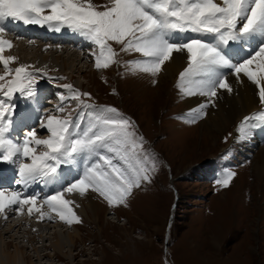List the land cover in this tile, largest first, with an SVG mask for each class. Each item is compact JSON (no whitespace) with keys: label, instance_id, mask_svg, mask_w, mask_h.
<instances>
[{"label":"snow or ice","instance_id":"snow-or-ice-1","mask_svg":"<svg viewBox=\"0 0 264 264\" xmlns=\"http://www.w3.org/2000/svg\"><path fill=\"white\" fill-rule=\"evenodd\" d=\"M8 19L80 33L96 46L92 55L97 69L118 62L113 42L122 52L140 54L125 62L128 71L152 77L163 71L174 53L186 54L187 66L179 73L177 86L184 96L206 98L180 117L186 123L206 116L219 90L232 93L229 75L241 83L245 77L264 105V0H107L103 5L94 0H0V65L5 69L0 74V162L19 161L16 183L25 188L56 177L63 164L77 158L83 163L82 174L39 203L35 194L0 188V214L13 207L22 214L27 206V214L36 213L40 220L80 223L67 193L91 191L110 206H127L133 190L151 181L157 163L130 117L113 106L89 104L82 97L90 98V93H81L70 84L63 87L71 95H61L62 103L55 109L64 115L48 114L40 120L41 129L48 133L45 138H38L35 128L10 138L15 105L9 101L16 93L33 95L34 72L41 70H30L33 66L23 63L11 67L19 58L4 55L14 46L4 35L2 23ZM188 33L196 35H175ZM233 43L237 45L234 52L225 47ZM239 53L244 55L236 59ZM69 99L76 100L78 107L95 110L86 126L63 106ZM262 124L264 109L245 115L237 131L244 138L251 128ZM235 176L225 169L216 184L227 188Z\"/></svg>","mask_w":264,"mask_h":264},{"label":"rangeland","instance_id":"rangeland-1","mask_svg":"<svg viewBox=\"0 0 264 264\" xmlns=\"http://www.w3.org/2000/svg\"><path fill=\"white\" fill-rule=\"evenodd\" d=\"M106 2L94 0L97 5ZM36 45L27 46L31 51L29 58L39 50ZM113 47L118 53V62L107 69L93 68L85 59L76 61L79 67L75 72L67 69V65L52 63L50 67L43 61L40 65L44 68L40 69L69 81L67 75L74 86H81V93H90V98L82 99L116 107L134 121L136 132L144 138L145 149L157 161L151 181L133 190L127 206H110L94 192L100 221L89 224L85 217L78 215L81 222L73 224L77 225L80 236L73 247L72 263L64 256H54L56 252L50 246V239L34 244L43 258L37 260L29 244V237L38 230L33 225L23 226L29 231V237L17 243L12 241L17 231L6 233L5 228L26 214L17 213L13 220H4L1 224L0 231L9 244L7 250L14 252L16 245L28 246L27 256L36 264H264V174L256 175L253 165L254 156L264 143L250 150L247 136L241 138L237 131L239 123L224 134H216L213 140L208 139L202 132V119L186 123L180 118L189 111L183 107L184 95L178 86L164 82L162 87L159 75L152 77L128 71L125 62L139 57L134 52L120 51L121 46L114 42ZM42 49V54L52 52ZM55 50V55L61 53ZM32 60L38 59L33 56ZM36 64L27 63L37 69ZM17 66L11 64L12 68ZM4 71L0 66V74ZM38 73L34 72L37 79L45 78ZM154 79L156 83L152 82ZM14 101L11 104L15 106L23 103ZM85 114L91 117L92 109H86ZM58 115L62 114L58 112ZM88 121H84L85 126ZM234 133L239 139L232 138ZM42 135L48 134L38 129V138L42 139ZM235 156L238 160L232 165L230 159ZM225 169L236 173L227 188H221L207 177L213 172L219 176ZM80 200H85V196ZM116 217L119 219L114 222ZM54 220L46 222L49 234L56 231L58 222ZM59 224L65 231L73 226L63 221ZM167 234L170 241L165 245ZM46 252L48 256L43 255Z\"/></svg>","mask_w":264,"mask_h":264},{"label":"bare ground","instance_id":"bare-ground-1","mask_svg":"<svg viewBox=\"0 0 264 264\" xmlns=\"http://www.w3.org/2000/svg\"><path fill=\"white\" fill-rule=\"evenodd\" d=\"M177 38L179 37L177 36ZM12 39L13 40L10 39L8 40L12 41L14 46L11 49H6L4 55H7V53L9 52L11 53L10 55L18 57L19 58L18 61L13 63V65L16 66L21 63L27 64L28 62H35L37 63L36 67H39L40 69V68H44L40 64H44L43 62H45V64L49 63L50 67L52 63L63 66L67 65V69L69 68L72 70V72H75L79 67V64L76 63V61L80 60L81 62V59H85L83 50L77 51L74 48H70L69 45H63L62 43H54L53 46H47L49 47L47 48L46 44L50 43L51 41H46L45 45L43 41L42 42L40 41V43L42 44L36 45L37 47H40L39 50L36 47L38 51L34 53L33 51L34 49H32L33 47L31 48L34 53V55L33 54L32 55L34 57L36 56L38 59V60H32L33 56L29 58L31 55V51L27 47V46H31L32 44L28 43L27 41L25 45H23V43H20L21 41H18L17 43L15 41L16 40L15 38ZM42 47L45 48V50L49 49L52 52L42 54L41 53V51H43ZM54 50L57 52L60 51L61 53L55 55ZM137 55L140 54L137 53ZM61 56L63 57L62 59L64 60H61ZM38 57H40L41 60H39ZM41 61L43 62L40 63ZM186 66H187L186 54L174 53L172 60L166 62L163 71L159 74L158 79L162 87H165V85L162 84L164 82L165 84L171 82L172 85H174L173 87L177 86V82L179 80V73L183 71V69ZM241 80L243 81L242 83L238 82L234 75H229V82L232 84L233 87L232 93H228L225 90H219L218 96L215 98L214 106L210 105L206 109L207 115L202 118L200 125H202V129H203L202 132L205 133L206 136H208V139L213 140L216 134L219 133L222 134L223 132L229 131L233 126H236L245 115H249L252 112L264 108V106L261 105L259 102V98L258 95L256 94L255 87L249 81H247L245 77L242 76ZM157 88H159V86ZM182 98H184V103L182 104L185 111H190L192 108L197 107L200 103L204 102L206 99L205 97H201V96H191V97L184 96ZM24 121H26V118L24 119ZM38 129L41 130V126L40 128H37L36 131H38ZM45 133L48 134L46 131ZM15 135L18 137V132H15L13 134L9 133L10 138L14 139ZM44 135H42L43 138L46 137ZM235 135L236 134L234 133L232 138L239 139V137ZM257 136L260 139V141L263 142L264 124H262L258 129L255 127L250 129L246 140L249 142L248 146H250V150H256L254 148L255 146H258ZM76 161L81 162V167L79 169H75L74 167H71L72 177L67 176L65 178V182L62 187H66L67 183L69 181H72L74 178H76L80 174V170L81 171L83 170V163L80 160V158H77ZM253 162H254L253 165H254L255 174L258 176L264 174V145L259 147L257 154H255L254 156ZM13 163L15 165H18L19 161H15ZM55 187L56 190L62 188L59 185V182L57 181L55 182ZM81 196L83 195H80L79 193L66 194L67 199L74 201L72 207L76 215L81 214L83 217H85V219L88 221L89 224L90 223L97 224L100 221L99 220L100 216H99V205L97 203L96 195L94 194V192L89 191L86 194H84L85 200H80ZM26 208L27 206H25V211ZM16 215L17 212L15 211L14 207L8 209L6 211V214H0V226L2 223H4L3 222L4 220L10 221ZM27 216L28 214L23 215L24 218L20 219L19 221L17 220V222L14 225L10 224L8 228H5L4 231L6 233H13V231L15 230L17 231V234H14L12 241L15 240V242L17 243L19 239L23 237L25 238L29 237L30 236L29 231L24 230L23 226H27L28 224L33 225V228L38 227V230H36V232L32 234L31 237H29V244H30V248H32V251L35 252L36 254L35 256L37 260L39 259L41 261V259L43 258H42V254L39 253V248L36 247L34 244H39L40 242H43L45 239H50L51 241L50 246L56 252L54 253V256L56 255L64 256L66 259H68L69 262L72 263L74 256L73 247L76 246L78 237L80 236L79 230L77 229V225L73 224V226L71 227L73 231L71 229L65 231L62 229V226H60L59 224L61 220L59 218H56L57 220L56 222H58L57 223L58 225H55L56 231L52 233L50 232L49 234L50 231L49 223L46 222L47 220L50 222L55 221L54 219L40 220L38 218V214L36 213H33L31 216L30 215L28 217ZM117 218L119 219V217H116V219L114 220L112 219V220L114 222H117L116 221ZM14 219L16 220V218ZM42 222L46 223L47 225L44 226L41 225ZM3 233L4 232L0 231V264H36L32 262V258H29L27 256L26 247L28 246L25 247V246L16 245L14 252L8 251L7 247H9V244L6 243ZM44 246H46V243L44 244ZM65 248H68L66 252L64 251ZM43 255L48 256V253L47 252L46 254L43 253Z\"/></svg>","mask_w":264,"mask_h":264}]
</instances>
